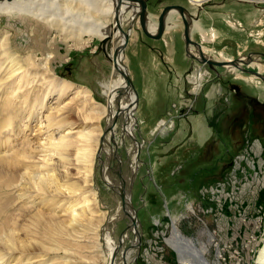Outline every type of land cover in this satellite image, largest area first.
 Here are the masks:
<instances>
[{
  "label": "rangeland",
  "instance_id": "1",
  "mask_svg": "<svg viewBox=\"0 0 264 264\" xmlns=\"http://www.w3.org/2000/svg\"><path fill=\"white\" fill-rule=\"evenodd\" d=\"M171 4L184 6L191 17H199L201 25L207 29L219 27L220 32L211 36V33L205 35L206 32L197 29L199 24H195L197 28H194L191 39L199 42L208 56L219 61L247 56L248 61L243 66L264 75V1L205 0L194 6L190 0H148V12L152 18L159 19L164 7ZM57 7L60 11L64 10L63 4H58ZM86 7L85 4L80 7L79 15L77 12L76 15H66L69 24H79L89 14ZM17 17L0 14V31L11 27L16 34L25 29ZM100 18L105 23L114 20V16L108 14H102ZM183 18L179 16L175 19L180 25L172 28L174 31L168 30L171 25H166L165 32L159 39L147 36L140 24L130 33L124 61L132 72L136 87L144 93L151 65L158 66L155 76L163 86L157 93L159 98L154 109L146 102L147 96L138 95L141 100L134 114L139 119L140 126H136L135 136L127 135L120 121L114 130L116 146L112 143L111 131L105 134L107 117L104 116L100 121L104 142L106 137L110 138L106 148L111 147L115 152L112 159H109L108 151L101 149L96 152L94 168L93 183L99 207L106 212L107 217L117 214L122 203L120 190L116 191L103 180L101 167L103 173V169L111 165V174L115 179L121 180L124 177L128 194L133 182L131 199L138 211V224L137 227L127 229L123 248L127 249L131 243H136L139 231L143 243L141 249L127 250L128 264H152L153 258L149 256V252H155L158 243L167 247L160 237L166 230V234H169L172 219L183 233L197 237L200 233L203 234L206 224L216 226L221 212L227 208L248 209L247 215L254 216L249 226L252 229L255 221L264 216V81L245 70L233 72L218 65L212 68L207 63L190 57L184 37ZM130 23H123L125 31L130 30ZM57 39V54L53 58L55 73L75 84L90 88L95 93V98L105 103L100 83L108 78L112 67L105 55L101 38L94 36L91 42L82 46L75 45L71 40L63 42ZM16 41V45L26 49L34 45L28 35H19ZM117 42L116 47L119 46ZM106 48L111 51L113 44L108 43ZM171 53H174V60ZM252 60L254 63L250 65ZM192 62L198 67L192 73L183 72ZM191 75L200 80L199 91L195 94H190L186 88ZM171 89L175 91L173 94ZM152 111L156 115L149 123L154 130L146 123L142 124V116L151 114ZM190 115L204 117L208 122L211 131L207 138L201 136L206 133V129L203 131L195 123L197 128L194 129L200 133L197 140ZM73 120L84 124L92 122L89 116ZM182 122L186 125L185 134L180 132ZM99 153L105 163H101ZM135 164L138 165L136 169ZM118 187L122 188L120 185ZM11 197V194H0L1 200ZM169 209L174 215H168ZM125 218L129 219L126 216L119 217L109 225L115 246L118 245L120 233L126 225ZM201 241L200 247L205 246V254L207 242ZM101 242L104 241L100 238ZM100 249L93 253L94 258L98 259L97 264H106L109 254L104 251L103 246ZM165 251L168 252L169 249ZM84 254L88 255V252H83L82 255ZM36 255L38 252L32 254ZM60 256L61 254H51L50 258ZM117 264H123L121 253ZM251 264H254V260H251Z\"/></svg>",
  "mask_w": 264,
  "mask_h": 264
},
{
  "label": "bare ground",
  "instance_id": "2",
  "mask_svg": "<svg viewBox=\"0 0 264 264\" xmlns=\"http://www.w3.org/2000/svg\"><path fill=\"white\" fill-rule=\"evenodd\" d=\"M141 1L0 0V14L18 16L25 27L16 34L11 27L0 31V194L12 195L10 199L0 198V264H97L93 253L101 246L109 254L104 261L113 264L111 260L117 246L109 225L114 219L128 216L121 207L117 214L107 217L99 207L93 183L94 168L96 152L108 151L109 159L115 154L113 148H106L110 138L106 137L104 142L100 124L104 116L108 126L116 119L113 131L121 121L124 132L131 137L140 126L134 114L139 96L124 75L125 53L120 51L115 59L114 51L125 39L123 23L131 22L130 33L137 24L141 25ZM202 1L205 0H190L194 6ZM58 4H63L64 10L60 11ZM84 4L89 14L79 24H69L66 15L78 13ZM186 10L181 12L175 6L167 9L164 32L166 25L175 27V19L180 16L184 17L192 38L193 25H197L195 19L199 17H191ZM102 14L114 16L113 22L105 23L100 18ZM145 25L149 32L156 34L159 19L152 18L148 12ZM198 29L203 31L201 25ZM19 35H28L33 47L26 49L16 45ZM94 36H99L102 42L106 40V47L108 43L113 44L111 51L106 48L109 56L105 51L112 71L100 83L105 103L95 98L93 90L60 77L53 68L57 38L82 46ZM187 47L188 54L198 61L204 57L219 61L208 56L202 45L198 47L190 42ZM246 58L243 56L235 63L226 61L225 67L233 72L247 69L243 66L248 61ZM206 63L209 65L208 61ZM253 63L252 60L250 64ZM87 116L91 124L73 120ZM108 132L105 130V134ZM98 157L105 163L100 153ZM137 166L135 164L134 169ZM103 174L116 191L120 190L118 185L127 182L124 177L121 180L113 177L111 165L103 169ZM131 193L128 201L133 203ZM128 210L138 216L135 206ZM129 228H133V224ZM173 236L171 242L181 253L188 251L191 259L195 258L198 263L204 261L205 246L196 247L194 240L184 236L177 227ZM36 252L38 255L32 256ZM83 252L88 255H82ZM51 254L61 256L51 259ZM254 264H264V242Z\"/></svg>",
  "mask_w": 264,
  "mask_h": 264
},
{
  "label": "crops",
  "instance_id": "3",
  "mask_svg": "<svg viewBox=\"0 0 264 264\" xmlns=\"http://www.w3.org/2000/svg\"><path fill=\"white\" fill-rule=\"evenodd\" d=\"M197 24H199V25H201V23H200V20H197ZM232 24H234V23H232ZM179 25H178V23H177V25L175 26V27H171L170 29H168V30H173L172 28H177ZM202 26V25H201ZM203 27V31L204 32H206V34L205 35H208V34H210L211 33V36H214L215 34H217V33H219L220 32V30H219V27H212V28H206L204 25L202 26ZM194 28H197V26L194 24L193 25V30H194ZM198 29V28H197ZM174 31V30H173ZM167 33H168V31H167ZM166 33V34H167ZM193 34L191 33V36H192ZM204 48V47H203ZM205 51V50H204ZM205 53V52H204ZM207 54V53H206ZM171 57L173 58V60H174V53H171ZM225 58V57H224ZM214 59H217V58H214ZM220 59H222V58H220ZM217 60H219V59H217ZM251 65V64H250ZM253 65V64H252ZM151 67V70L149 71V74L150 75H148V81H147V86L145 87V91H144V93L143 92H141L138 88V92H139V94H140V96L141 97H143L144 95L145 96H147L148 97V99H146L147 101V103L149 102L150 104H151V106H152V108L151 109H154L156 106H157V99L159 98V96H158V92H159V89H161L162 90V87L163 86H161L160 85V80H158L157 78L158 77H156L155 76V69L156 68H158V66L157 67H154L153 65H151L150 66ZM196 67H198V66H195L194 65V62H192L188 67H187V69H185L183 72H191L192 73V71L196 68ZM152 68L154 69V70H152ZM157 70V69H156ZM197 71H199V68H197ZM151 72V73H150ZM196 72V71H195ZM131 74H132V72H131ZM147 74V73H146ZM191 77V79L189 80V84L187 83L186 84V88L188 89L187 91L190 93V94H195V93H197L198 91H199V83H200V80L199 79H196L195 77H194V75L192 76H190ZM197 78H198V75H197ZM191 91H190V90ZM172 94H173V92H175L173 89H171V91H170ZM199 94V93H198ZM197 95V94H196ZM140 96H139V103H140V100H141V98H140ZM181 96H182V93H181ZM194 97V96H193ZM183 99V98H182ZM140 105V104H139ZM139 108V107H138ZM156 115V113H154L153 111H152V113L151 114H148V115H145V116H142L143 117V119H142V124L143 123H146V125H148L152 130H154V128H153V126L151 127V125H150V123L149 122H151L152 121V117L153 116H155ZM189 119L192 121V126H193V129L194 128H197L196 127V125H195V123H198V125L200 126V128H202L203 129V131H204V129H206V133L204 134H202L201 136H202V138H205L206 136L208 137L209 135H208V133H210V126H209V124H208V122H206L205 121V118L204 117H198L197 115H190V117H189ZM207 120V119H206ZM175 123V122H174ZM145 126V125H144ZM182 126V127H181ZM181 126H180V132L182 133V134H185V130H186V125H185V123L184 122H182V124H181ZM209 131V132H208ZM194 132L196 133V135H197V140L199 139V132L198 131H196L195 129H194ZM206 137V138H207ZM170 210V209H169ZM254 212V211H253ZM170 213H172V211L170 210ZM249 213V211H248V209H241V208H237V209H229V208H227V209H225L224 210V212H221V218L220 219H218L217 220V224H216V226H212V225H210L209 223H208V225L211 227V228H217L218 229V231H219V236H220V238L222 239V240H225V239H229V238H235L237 241H241V240H243V239H246L247 238V236H248V234H249V232L252 230V228L251 227H249L251 224H252V219L254 218V216H251V217H249L247 214ZM172 215H174L173 213H172ZM227 216L228 217H230V218H227ZM244 217H247L249 220H248V223H247V226H244V224H243V218ZM158 241V240H157ZM157 241H155V243L157 244L158 242ZM158 245V244H157ZM158 247H161V248H163V251H157V253H159L160 255H163V259H164V261H165V264H176V258H174L175 256V253L174 252H172L171 251V249H169V251L168 252H166L165 251V249H167V248H165V247H163L162 245H158ZM157 250V249H156ZM156 250H155V252H156ZM155 252H149L150 254H149V256H151L152 258L154 257V253ZM166 253H168V255H166ZM151 261H152V264H159L156 260L154 261V259H151Z\"/></svg>",
  "mask_w": 264,
  "mask_h": 264
},
{
  "label": "built area",
  "instance_id": "4",
  "mask_svg": "<svg viewBox=\"0 0 264 264\" xmlns=\"http://www.w3.org/2000/svg\"><path fill=\"white\" fill-rule=\"evenodd\" d=\"M170 216V211L168 212ZM172 218V217H171ZM264 216L255 221L254 228L249 232L246 239L237 241L235 238H229L222 240L219 236V231L217 228H211L208 224L203 229V234L200 233V236H188L183 233L182 230L178 227L177 223L172 219L171 220V230L167 235V231L161 233L160 239L165 243L167 247L175 253L176 264H211L217 261V264H251V260H254L256 253L260 245L264 240ZM247 217L243 218L244 226H247ZM178 227L180 232L187 238L194 240L196 247H200L202 242L206 243V255H204V261L198 263L196 259H191L187 253H181L180 250L171 242V239L174 237V228ZM171 231V232H170ZM204 237V238H202ZM206 239V240H205ZM210 239V240H209ZM159 245V243H158ZM157 251H163V248L158 247L154 253V261L156 260L159 264H165L163 255L157 253Z\"/></svg>",
  "mask_w": 264,
  "mask_h": 264
},
{
  "label": "water",
  "instance_id": "5",
  "mask_svg": "<svg viewBox=\"0 0 264 264\" xmlns=\"http://www.w3.org/2000/svg\"><path fill=\"white\" fill-rule=\"evenodd\" d=\"M141 6H142V10H141V15H140V23H141L142 30H143V32L147 36L152 37V38H155V39H159V38H161L163 36V33H164V28H163L164 27V16L166 14L167 9H169L171 7H174V6L175 7H178L181 10V12L185 11V9H186L182 5H172L171 4V5L165 6L164 9H163V11L159 15V26H160L159 27V30H158V32L156 34H153V33L149 32L147 30L146 25H145V16L148 13V0L147 1L146 0H142L141 1ZM123 31L125 32V39H124L123 44L118 49H116L114 51V58L115 59L117 58V56H118V54H119L120 51H122V52L125 53L126 48H127V45H128V42H129V39H130V32L129 31H125V30H123ZM184 37H185L186 44H189L190 42H193L198 47L201 46V44L199 42L193 41L190 38L189 33H188V25L186 24V22H185ZM106 43H107V41L106 40H103L102 44L104 46V50L106 51V55L109 56V52L106 50ZM190 57H193V55H190ZM239 58H241V57H238L236 59H233L230 62L231 63L232 62L235 63ZM193 59H195L196 61H198L194 57H193ZM200 60H201V62L204 61L203 63H206V61H208L209 62V65L212 68H216L217 65L218 66H225L227 64L226 61H215V60H212V59L211 60L210 59H206V57H204L203 60L202 59H200ZM243 70L258 75V77L262 78V80L264 81V75L261 74V73H259V71L249 70V69H243ZM124 75L126 76V80L128 82V85L131 86L133 88V90L139 95L138 89H137V87L135 85V82L133 80V77H132L131 73L129 72L128 66H127V69L124 72ZM138 103H139V100H138ZM114 122L116 123V119H115ZM114 122L111 125H109V126L106 127V132H108L110 130L111 131V135L113 133V135H112L113 140H115V138H114V131H113V129H114L113 127L115 125ZM113 143L114 144H117L116 141H114ZM101 175H102V178H103L102 167H101ZM103 180L105 182H107L106 179L103 178ZM132 185H133V182H132ZM126 187L127 186L125 184L122 186V188L119 191V197H120V200H121V203H122V209H123L124 213L129 217V219L127 220V218H125L126 219V225H125V227H123V229H122V231L120 233V239L118 241V245H117V248L115 250V254H114V256H113V258L111 260V262L113 264H115V262H116L117 258L119 257L120 253H121V260H122L123 264H128L129 262H128V259H127V250L130 249V248H138V249H141V245L143 243V237L138 234L139 236H138V240L136 241V243H134V242L131 243L130 246H128L127 249L126 248H123L124 236H125V233H126L127 229L130 227L131 224H133V226H135V227H137V224H138V216H137V214H134L133 215L131 213V211L128 210L129 207L134 208L135 205H134V203H132L130 201V199L128 201V193H127V188ZM129 190H130L129 193H131L132 192V187H131V189L129 188Z\"/></svg>",
  "mask_w": 264,
  "mask_h": 264
},
{
  "label": "flooded vegetation",
  "instance_id": "6",
  "mask_svg": "<svg viewBox=\"0 0 264 264\" xmlns=\"http://www.w3.org/2000/svg\"><path fill=\"white\" fill-rule=\"evenodd\" d=\"M258 104H260V103H258ZM262 104H264V103H262Z\"/></svg>",
  "mask_w": 264,
  "mask_h": 264
}]
</instances>
